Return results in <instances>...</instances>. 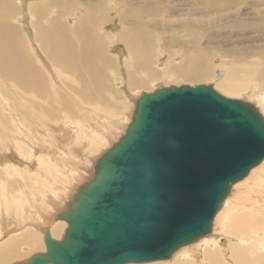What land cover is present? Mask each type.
I'll return each mask as SVG.
<instances>
[{
  "label": "bare ground",
  "instance_id": "obj_1",
  "mask_svg": "<svg viewBox=\"0 0 264 264\" xmlns=\"http://www.w3.org/2000/svg\"><path fill=\"white\" fill-rule=\"evenodd\" d=\"M124 1L128 11H124L117 2L112 0H0V15L3 18L0 19V80L3 79L6 83H10L13 89L18 92L31 93L28 99H18L17 96L15 98L8 93L7 97L11 105L12 120L9 118L8 120L0 111V204H3V202L5 203L3 198L8 196L12 198L18 196L20 198L21 193L26 191L28 187L30 194L28 195V193H26L28 197L23 195L25 198L21 195L23 198L19 201L23 206L27 203V205L31 207V210L24 209V211L20 213L24 220L30 218L31 214H37L38 218L36 219L34 217V219L39 221V223L43 222L42 220L49 223L46 226L42 225L41 231L43 232L44 228H48L50 236L53 239L62 234L61 231L65 226L64 223H66L65 221H57L58 219L55 220L56 214L60 210L65 209L75 189L85 180L93 176V170L92 172H90V170L94 167V163L99 157L98 156L94 161L82 158L79 154L81 152L76 149L78 151L77 153L71 149L70 142L75 141V143L80 144L81 146L78 149H83L89 144L94 146V148H101L100 144L106 142V144H108V141H111L112 138H117L119 133L118 129H124L125 131L130 122L127 120L130 117L127 118V112L130 107L128 100L131 99L129 98L130 94H128V89L145 87L147 83L149 84L151 79L160 75L154 68V64L157 62L155 61L154 53L157 52L158 49L160 51V48H169L171 44L167 45L164 43L161 34L166 32L170 42H173L175 41V31L181 29L178 34L180 36L190 35L194 38L193 43L196 44L199 39L194 31V24L198 19L193 17L190 19L184 16L185 12L183 13L181 11L183 10V6L200 3L204 5L210 13L211 8L216 6L220 0ZM79 3L83 4L81 6L84 7V11L81 10V14H77V10L80 9ZM230 3L236 10H239L242 6H247L249 12H253V9L262 8V6H259V1L230 0ZM55 4H58L59 8L56 9L54 6ZM171 6L176 8L178 11L177 15L180 17L167 22H159L165 19V13L169 11ZM27 10L32 14V17L35 18L34 22L31 21L33 22V32L31 39H29L30 42H27L21 32L20 26L11 17L12 14H16L17 12L20 13V16L21 11L26 15ZM109 12H111L112 15H108ZM260 13L261 12L258 11V14ZM72 16L76 17V19H73ZM117 16L119 17L117 20L120 21L119 27L117 24V27L113 29L106 28L105 30H100L101 24H106ZM210 16L211 15H208V17ZM229 17H232V15H229ZM234 17L231 27H233L234 30H242L245 23L242 21H235ZM126 18L127 20H125ZM8 19H12V21L8 22ZM71 19H73V22ZM95 22L96 26L95 30H93ZM208 23L210 24L211 22ZM108 24L110 25V23ZM203 30L204 31L200 30L201 36H203L206 31L205 28H203ZM52 33H57L58 35H52ZM74 34L77 40L74 39ZM211 39H214V36H212ZM73 42L80 43V46ZM190 43L192 42L186 41L187 45ZM31 44L34 45V49L32 48L33 51H36V48L39 47L41 53L44 52L46 57L52 59L56 63H54L55 67H60L59 69L61 72L63 69V71L70 72L74 76V82L78 83V89L75 90L77 93L76 97L80 98L85 104L93 105L94 101L97 98H102V94L105 93V100L108 101L110 107H99L97 105L99 109H92V114L95 115L96 119H92L91 121L86 119L81 120L80 118L78 120H70L69 118H74V114L71 111L70 100L64 94L53 89L55 86L54 82L59 83L60 81H54L49 85L47 76L45 73L41 72L43 69L40 70V68H38L40 71L37 69L29 51ZM36 44L37 46H35ZM109 48H111L112 51H110L113 53L128 52L127 58H130L132 64L134 63L132 65L134 69L136 67H141L143 72V75L139 73L134 74L133 71L135 70L131 65L127 64V68L125 66L126 64L124 65L125 69L131 72L126 74L128 76L127 85L130 88L126 86V83H123L127 87L126 89L121 87L125 92L120 91L118 87H115L118 93L113 92L110 88L113 83L106 82L108 80L114 82L119 77V75L117 77V69L112 68L117 67V65L113 63L114 59L109 58V56L107 57L104 53L109 52ZM215 48L216 47L213 46L206 48L199 47L197 49L199 57L196 56L194 58H191V56L185 52L182 60L179 57L181 60L180 62H178V60L176 64L174 60L177 58H174L173 62L175 64H173V62L172 64L168 62L161 68L167 70V72L169 71V73L172 71L173 74L171 73L172 75L170 76L172 78L178 77L184 78V80L208 78L210 75L214 74V68H212L213 65L210 66V62L213 60L211 58V53L217 52ZM160 52L158 53L160 54ZM249 54L257 55L254 52ZM118 55L122 56L125 55V53ZM38 57H40V55ZM46 60L43 59L44 62H46ZM96 60L98 63H96ZM167 60L169 59L167 58ZM223 65L224 62L221 63L219 61L216 66L222 67ZM129 66L130 68H128ZM156 67L159 66L156 65ZM224 68H226L223 70L224 74L223 71L219 72L217 69L216 70L218 75L221 73L223 74L217 79V83L223 88L225 93L232 94L237 91L252 92L255 91L254 87L257 86L258 88L260 87L261 91L264 89V59L245 62H235L231 60ZM118 72L120 73V71ZM110 73L115 74V76L111 77ZM69 78L71 79L72 77ZM66 81L68 82V80ZM2 82L0 81V85H2ZM0 89L5 91L7 88L2 85ZM234 95H236V93ZM42 100L45 101L42 102ZM132 100L133 99H131V102ZM30 101L31 107L27 105ZM38 101H40L41 104H39ZM255 101L264 110V95L262 93L257 95V100ZM253 105L260 111L255 103ZM31 110H35L38 117L40 115L44 120L50 121L49 123L52 124V129L45 126L47 123L42 124V121L38 120ZM105 110H107V113L104 114ZM133 110L134 106L132 108L131 117ZM61 111H63L62 116L60 114ZM261 115L263 116V114ZM90 118H92L91 115ZM104 120L105 122H103ZM125 125L126 128H124ZM35 131H41L44 136H46V144L40 141L42 137L40 138L34 135ZM61 137L64 138L61 140ZM56 138L59 139V141L61 140L60 143L59 141L57 142L59 143L58 145L55 143ZM93 150L94 149H92V151ZM14 152L15 154H13ZM95 152L97 151H94V153ZM18 159H20V164L26 162L24 166L15 165V162H12ZM260 163L261 164H258L257 167L255 166L250 169L246 177L242 179L243 181L240 180L232 185L230 192L222 203L220 209H222L224 204L226 207L229 206V209L226 211L228 212V210H230V213H228L229 218L225 210L223 212L228 218L227 223L223 222L225 224L220 225L218 230L216 229L217 231L214 232H212V228H214L212 223L211 232L209 234L200 237L194 242L179 247L172 253L173 255L179 249L201 241L199 244L197 243V246L195 245L196 247L190 249L193 251L194 249L200 250L205 246V258L208 259V261L204 258L202 261H193L191 258L194 254L191 255L187 253L183 254V256L179 255L181 257L177 259H175V257L172 261L169 260L170 263H165L167 261L164 260H154L142 263L129 262L124 264H225L223 258H225V261H232L233 264H264V159ZM89 172L90 174L87 175ZM85 176H87V178L82 180ZM243 182H245L244 185H247L248 188L243 187L244 189H242L237 187L238 184H242ZM20 185L21 189L17 190V195L14 196L13 192L15 191H13L11 187L16 188ZM234 185L237 187L234 189L236 199L230 201V199L227 198L230 193L232 195V188ZM36 187H41L43 192L39 195H35V191L33 192V190ZM250 187L261 188V192L259 191L256 195H251L249 193L251 190ZM241 192L244 193L243 195L241 194L242 196H239ZM30 195H32L33 198H30ZM12 198H9V201ZM62 202H65L64 205ZM15 207L14 209L17 208ZM4 216L5 215H2L0 218V225H5L8 222L5 220L6 216ZM222 217L224 218V216ZM215 218L216 215L213 221H215ZM220 220L218 222H220ZM12 226H14V224ZM12 226L11 228H13ZM30 228L27 229L25 227L24 231L20 230V232H22L20 234L16 233V229L9 231V228H7L10 235H16L10 237L6 236L1 239L0 264H5L20 256L19 251L21 245H27L30 249L39 248L38 236ZM35 229H38V227ZM222 235H224L225 238H223V243L221 242L222 244L220 245L219 237ZM227 241H232V243L228 245ZM245 244H251L253 247L243 249L242 247ZM223 248L228 250L225 251ZM29 252H31V250ZM172 255L168 259H171ZM26 257L27 254L25 255V260L30 256L28 258Z\"/></svg>",
  "mask_w": 264,
  "mask_h": 264
},
{
  "label": "water",
  "instance_id": "obj_2",
  "mask_svg": "<svg viewBox=\"0 0 264 264\" xmlns=\"http://www.w3.org/2000/svg\"><path fill=\"white\" fill-rule=\"evenodd\" d=\"M264 159V117L211 85L142 92L127 128L55 219L45 251L13 264H124L168 259L211 232L232 185Z\"/></svg>",
  "mask_w": 264,
  "mask_h": 264
},
{
  "label": "rangeland",
  "instance_id": "obj_3",
  "mask_svg": "<svg viewBox=\"0 0 264 264\" xmlns=\"http://www.w3.org/2000/svg\"><path fill=\"white\" fill-rule=\"evenodd\" d=\"M80 1H82V0H80ZM112 1L117 2V4L124 11L125 10L128 11L127 6L125 5V1L124 0H112ZM250 1H252V2H258L259 1V3H260L259 6H262V8L253 9L254 10L253 12H249V9L247 8V6H242L239 10H236V8L231 5L230 0H220L219 3L216 6H214V7L211 8V12L209 13L207 11L206 7L204 5H202V4H200V3L189 4V5H186V6L184 5L183 6V10H181L183 13L185 12L184 16L189 17L190 19L192 17L198 19V21H196L195 24H194L195 25L194 26V31H195V33H196L199 41H197L196 44H194L193 43L194 38L191 37L190 35L189 36H180L178 33H179V31H181V29H178V30L175 31V41H173V42H170V39L167 37V33L166 32H164L163 34H161L164 43H166L167 45H169L171 43L173 45L170 44L169 48H167V49H163V48H160L159 47L161 49L160 50L161 52L158 49L157 52H155L156 54L154 53V55H155V61H157V62H155L156 64H154V66H155L154 68L160 74L159 76L156 77L157 79L156 78H154L155 80L154 79H151L150 82H149V84L147 83L145 87H136V88H132L131 90L128 89V92H129L128 94H130V97L129 98L133 99L132 102H131V99L127 98V99H129L128 100V104L130 105V107L132 105L134 106L135 99L138 98L142 92H152V91H154V90H156L158 88L168 87V86H181V85H184V84L185 85H189V86H196V85L203 84V85H211L214 88L215 91L219 92L220 94L226 95L227 97L238 98V99L246 100V101L251 102L253 104L255 103V105L257 107H259V110H260L259 112L261 114H263V116H264V113H263L264 110L255 101V100H257V95H259V93L260 94L262 93L264 95V89L262 90L263 91L262 92L261 89H260V87L258 88V86H257V87H254L255 88L254 89L255 91H252V92L251 91H245V92L240 91L241 92L240 93L239 91H237V92H234V93L231 94V93H225L223 91V88H221L219 86V84L217 83V79L224 74V71L223 70L226 69L224 67H226V64L229 63L231 60H234L235 62H245V61H251V60L258 61L259 59H264V0H250ZM79 4H80V9L77 10V14H81L82 11H84V7L81 6L83 4H81V3H79ZM54 6H55L56 9L59 8L58 4H55ZM258 11H260L261 13L258 14ZM177 13H178V11L176 10V8H173L171 6L170 9H169V11L165 13V19L164 20H160L159 22H167V21L172 20V19H178V17H180V16L177 15ZM19 14H20L19 12H17L16 14L14 13V14L11 15V17L20 26L21 32L24 35V37L27 40V42H30L29 39H31V37H32V32H33L32 25H33V22L35 21V18L32 17V14L29 13L28 10L26 11V15L22 11H21V15L20 16H19ZM108 15H112V13L109 12ZM208 15H211V16L208 17ZM229 15H232V17H229ZM58 16L60 18V15L59 14H58ZM125 17H127V16H125ZM233 17H234V20L235 21H242V22L245 23V25H244V27H243L242 30H234L233 27H231ZM72 18L73 19H76V17H74V16H72ZM0 19H3L1 15H0ZM73 19H71L72 22H73ZM117 19H119L118 16L115 17V18H113L109 22H107L106 24H107L108 27L106 26L105 23L103 24L105 26H103L101 24L100 25V30H105L106 28L113 29V28L117 27V24H118V27H119L120 26V21L117 20ZM125 20H127V18ZM11 21H12V19H8V22H11ZM31 21H33V22H31ZM208 22H211V23L209 24ZM108 23H110V25ZM124 23H127V22H124ZM113 24H115V25H113ZM44 26L47 28V26L45 24H44ZM95 26H96V22L94 23V29L93 30H95ZM203 28H205L206 31H205L204 35L201 36L200 35V30L204 31ZM55 34L58 35L57 33H52V35H55ZM212 36H214V39H211ZM74 39L77 40V37L75 36V34H74ZM186 41H191L192 43H190L189 45H187L186 44ZM179 42H180V44H179ZM73 43H75V42H73ZM75 44L78 45V46H80V43H75ZM33 46L34 45L31 44V46L29 47V51H30V54H31V56H32L35 64H36L37 69L38 68H40V70L43 69L41 72L45 73V75L47 76V78L49 80V85L52 84L54 81H60L59 83L58 82H54L55 86H54L53 89H55L59 93L64 94L70 100V102H71L70 105H71V108H72L71 111L74 114V118L71 117V118H69L70 120H78L80 118L81 120L86 119L88 121H91L92 119H96L95 115L92 114L93 113L92 112V109H94V110L99 109L97 107V105L99 107H102V106L108 107V108L110 107L108 101L105 100V97H104L105 93L102 94V98H97L94 101L93 105L85 104L80 98L76 97V94L77 93L75 92V90L78 89V86H77L78 83L74 82V79H73L74 76L70 72H67L65 70L63 71L62 68H61L62 69V72H61L60 69H59L60 67L59 66L58 67L57 66L55 67V65H54L55 62L52 59L46 57V55L44 54V52L41 53L39 47L36 48L37 49L36 51H33L32 50V48L34 49ZM35 46H37V44ZM209 46L210 47L211 46L216 47L215 49L217 50V52L211 53V58L213 60L210 62V66L213 65L212 68H214L213 69L214 74L210 75L208 78H204V79L203 78H200L199 80H195V79H186V80H184V78L182 79V78H178V77H176V78L173 77L172 78V77H170L173 74L172 71H171V73H172L171 74V73H169V71L167 72V70H163V68H161L164 64H166L168 62L170 64H172L174 58L175 59L177 58L176 60H174V62H176V64H177V61L178 60H179L178 62H180L182 60L183 55H184L185 52H187L191 56V58H194L196 56L199 57V52H197V49L199 47L206 48V47H209ZM120 47H121V45H120ZM110 50H111V48H109V52H107V53L104 52V53H105V55L107 57L109 56V58H113L114 59L113 63H114V65H117V67H112V68L113 69H117L116 70L117 71V77H118V75H119V77L114 82L111 81V80H108L106 82L107 83H111V84L113 83L112 86L110 87L113 92L118 93V90H116L117 87L120 89V91L125 92L124 89H126L127 87H129L127 85V80H128L127 78H128V76L126 74H129L131 72H129V70L125 69L124 65L126 64L125 66L127 68L128 65H131L132 66L134 63L132 64L131 61H130V58H127L128 52H122V53L114 52L117 55L118 54L121 55V54L125 53V55H122V56H119L118 55L117 56L116 54H114L113 52H111L112 50L111 51ZM171 51L174 54H172ZM33 52H35V53H33ZM158 52H160V54ZM175 52H176V54H175ZM251 52H254L257 55L249 54ZM39 55H40V57H38ZM163 55H165V56H163ZM115 57H116V60H115ZM179 57L181 58V60H180ZM167 58L169 60H167ZM43 59H45V60L46 59H49V60H46V62H44ZM125 59H127V60H125ZM125 61H126V63H125ZM127 61H128V63H127ZM219 61L221 63L224 62V65H223L224 67L223 66L222 67L221 66H219V67L216 66L217 65V62H219ZM52 62H53V64H52ZM174 62H173V64H175ZM96 63H98L97 60H96ZM122 63H124V64H122ZM114 65H112V66H114ZM156 65L159 66V67H156ZM128 68H130V66ZM132 68L134 69V66H132ZM216 69L219 72L223 71V74L221 73V74L218 75L217 74L218 72H217ZM134 70H135V71H133L134 74H138L139 73V74H142L143 75V72L141 70V67H138V68L136 67ZM214 70H216V71H214ZM118 71H120V73L121 72L122 73L120 74ZM225 72L227 73L226 70H225ZM52 73H54V74H52ZM112 74L113 73H110L111 77H114L115 74H113V75ZM164 74H167L169 76L164 75ZM163 75H164V77H163ZM57 76H59V77H57ZM69 77H72V78L70 79ZM124 79H126V80H124ZM66 80H68V82ZM0 81L2 82L4 80L1 79ZM123 83H126V86L127 87ZM4 84H6L7 86L4 85ZM8 84H9L10 87L8 86ZM2 85L4 87H6L7 89L5 90L6 91V94H5V91L4 90L0 89V108H1L0 111L2 112V114H4L7 117V119L9 118L10 120H12L13 118H12L11 105H10V101H9V99L7 97L8 96V93L11 94L15 98L17 96L18 99H22V98L23 99H28L29 96H31L30 95L31 93L29 94V92L28 93L18 92L15 89H13V87H12V85L10 83H6L5 81L2 82ZM2 85H0V88H1ZM251 86H253V85H251ZM121 87L124 88V89H122ZM256 88H257V90H256ZM235 93H236V95H234ZM245 95H247V96H245ZM23 96H25V97H23ZM44 101L42 100V102H44ZM38 102H39V104H41L40 101H38ZM27 105L29 107H31V101L28 102ZM133 106L131 108L129 107V109H128L127 118L130 116L129 119H127L128 121H130ZM77 107H79V108H77ZM82 108H83V110H82ZM7 109H9V110H7ZM31 112L36 115V117L38 118V120L42 121V124H46L47 123L45 126H47L48 128H51V125L52 124L49 123L50 121H48L46 119L44 120L43 117H41L40 115L38 117V114L36 113L35 110H31ZM105 113H107V110L104 111V114ZM60 114L62 116L63 111H61ZM90 115H91L92 118H90ZM108 116H109V114H108ZM103 122H105V120ZM10 123H11V121H10ZM49 124H50V126H49ZM124 128H126V125H125ZM118 130L117 131L119 133L117 135V138L116 139L115 138L114 139L112 138L111 141H108V144H106L107 142L106 143H103V144H100L101 146L100 145L99 146L101 148L95 147L96 148L95 149L94 146H92V145L89 144V145H86L85 148H83V149H78L81 145L78 144V143H75V141H72V142H70V145L72 147L71 149L73 151H76L77 153H78V151L81 152L79 154L81 155L82 158L90 159L91 161H94L98 156H100L102 154V152H104L107 148H109L111 146V144L118 139V137H120L124 133V129H121V130L118 129ZM35 132H34V135H37L40 138L42 137L40 141H43V143H45L46 136H44V134L41 131H35ZM63 138L64 137H61V140ZM61 140L59 141V139L56 138L55 143L58 145L61 142ZM58 141H59V143H57ZM21 143H23V142H21ZM102 145H104L105 147L102 146ZM92 149H94V150L92 151ZM16 150H15V152H16ZM94 151H97V152H95L96 154L94 153ZM15 152L13 154H15ZM91 152H93V153H91ZM84 156H86V157H84ZM21 160H24V159H21ZM12 162H15V165L18 164L19 166L20 165L21 166L22 165L24 166V164L26 163L25 162L23 164H20V159H18L17 161L16 160L15 161H12ZM92 167H93V165H92ZM92 170H93V168H91L90 172H92ZM90 172L87 175H89ZM86 178H87V176H85V178H83L82 180H84ZM263 181H264V179H263ZM244 183L245 182H243L242 184H238L237 187H240L242 189H244L243 187L248 188L247 185H244ZM255 186H256V184H255ZM17 187H18V189H17ZM17 187L16 188L11 187V189L13 191H15V192H13L14 193V196L17 195V190L21 189V185L20 186H17ZM235 187L236 186L234 185V187L232 188L233 191H234ZM250 188H251V190L249 191V193L251 195L252 194H255L256 195L261 190V188H258V187H255V188L250 187ZM23 189L25 190V187L24 186H23ZM252 189H253V191H252ZM39 190L40 191L42 190V191L40 192ZM34 191H35V195H39L40 193L43 192V189L41 187H36L33 190V192ZM233 191H232V195L230 193V195L227 198V199H230V201L233 200V199H236L235 191L234 192ZM29 192H30V190L27 187V190L23 192L24 194L21 193V195L22 196L24 195L25 197H28V196H26V193H28V195H29L30 194ZM243 193L244 192H241L239 196H242ZM21 195H20V198L18 196H16L15 198L14 197L12 198V197H9V196L8 197H5V198L2 197L3 200L5 201V203L3 202V204H0V218H1L2 215H5L6 217L8 216L7 218L4 216L5 217V220L8 221V222L5 225H0V233H1L0 234V242H1V239L3 237H6V236L7 237H10L12 235H16V234L10 235V233H8V230L11 231L12 229H16V231H17L16 233L20 234V233H22V232H20V230L24 231L25 230V227L27 229H29L31 227L30 229L39 237V238L37 237L38 247L39 248L30 249V247L27 246V245H21L23 247L20 246V251H19L20 256H18L19 258L17 257L16 259H13V260L5 263V264H11V263H13L15 261L25 260V255L26 254H27V257L26 258H28L29 256H31L32 254H34L36 252L44 251L43 232L41 231V228L43 226L48 225L49 223H47L45 220H42L43 222H40L39 223V221L36 220L38 218L37 217V214H33V215L31 214V217L33 219H34V217L36 218V219H34L35 222H34V220L31 217L30 218H27L26 220H24V218L22 217V214L20 212H23L24 209L25 210H31V207H29L27 205V203L24 204V206L20 204V201L19 200H21V198L24 197V196L22 197ZM29 197L30 198H33L32 195H30ZM9 198H12L13 200L10 199V201H11L10 202L9 201ZM6 203H8V204H6ZM64 203L65 202H62L63 205H64ZM13 206L14 207L16 206L17 208L15 207L16 209H14ZM22 208H23V210H22ZM227 209H229V206L226 207V205L224 204V206L222 207V209H220V211L216 214L215 221H213V227L214 228H212V232L217 231L218 228L220 227V225H223V224L227 223V219L229 218V214L228 213H230V210H228V212H226ZM224 210H225V213L228 215V218L226 217V214L223 213ZM220 214H222V215H220ZM9 215H11V216H9ZM13 215H14V218L15 219L13 218ZM222 216H224V218ZM16 218H18V219H16ZM218 218H219V220L221 219L220 222H218L219 221ZM30 219H32V220H30ZM21 220L23 221V223H22ZM29 221H33V222H29ZM57 221H63V220H57ZM223 222H225V223H223ZM12 223L14 224V226H12L13 225ZM64 224H65V226L67 225L66 223H64ZM218 224H219V226H218ZM30 225H32V226H30ZM11 226L13 228H11ZM65 226L63 227V230L61 231L62 234H63V232H64V230L66 228ZM34 227L35 228L38 227V229H35ZM7 228H9V229L7 230ZM61 235L59 237H57V238L56 237H54V238L55 239H60L61 238ZM220 237H219V242H220V245H221L223 243V238H225V237H224V235H222ZM40 242H43V243H40ZM200 242L198 241V242L194 243L193 245H189V246L187 245L186 247H184L182 249H179L178 251H176L172 255L171 259L164 260V261H167L165 263H170L169 260L172 261L175 257H176L175 259H177L178 257L183 256V254H187V253L188 254H191V255L194 254V256L191 258V259H193V261H195V260L196 261H202L203 258L206 261H208V259L205 258V253H206V252H204V251H206L205 246L202 247L200 250L194 249L195 253H194L193 250H191V249H193V247H196ZM227 243L229 245L230 243H232V241H227ZM245 245L242 247L243 249L244 248L245 249H249V248H252L253 247L251 244H247L246 245L247 248H246ZM224 249H225V251L228 250L226 248H223V250ZM30 250H31V252H29ZM32 250H34V251H32ZM179 255H181V256H179ZM223 262L225 264H233L232 261H230V260L225 261V258H223ZM148 264H150V263H148Z\"/></svg>",
  "mask_w": 264,
  "mask_h": 264
}]
</instances>
